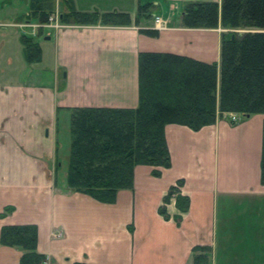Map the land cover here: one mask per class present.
<instances>
[{"label":"crops","instance_id":"crops-1","mask_svg":"<svg viewBox=\"0 0 264 264\" xmlns=\"http://www.w3.org/2000/svg\"><path fill=\"white\" fill-rule=\"evenodd\" d=\"M73 1L79 11L126 12L133 21L139 5L153 2L156 7L151 18L127 26L61 21L59 27L40 26L37 19H25L30 9L0 19V71L10 77L0 74V213L8 205L15 207L0 217V233L3 225L36 224L37 249L48 257L44 264H193V248H213L219 232L240 238L243 220L250 229L256 222L264 226L261 113L227 112L199 131L168 124L172 166L156 177L153 166L137 165L133 188L120 190L115 203L59 184L60 112L72 107L136 108L140 52H170L220 65L222 34L230 31L221 22L217 28L181 26L186 4L216 1L221 6L222 0ZM63 10L57 0V12ZM156 17L167 28L158 29ZM142 29L157 30L158 35L143 34ZM23 34L41 46V62H27ZM25 63L29 69L22 81ZM179 179L191 201L180 225L173 218L179 213L174 199L167 205L170 220L158 211ZM23 252L0 244V264H19Z\"/></svg>","mask_w":264,"mask_h":264},{"label":"trees","instance_id":"trees-1","mask_svg":"<svg viewBox=\"0 0 264 264\" xmlns=\"http://www.w3.org/2000/svg\"><path fill=\"white\" fill-rule=\"evenodd\" d=\"M60 21L76 25L127 26L140 18H151L156 4L138 7L133 21L126 12L79 11L73 0H62ZM57 0H30L26 18L48 23L56 11ZM223 28L221 61L208 63L195 58L156 51L139 53V104L136 108L72 107L71 151L67 173L68 187L112 204L123 189L134 186L137 165H150L152 174L161 176L163 168L172 166L165 128L168 124L185 125L199 131L212 125L224 113L264 114V0L195 1L183 8L181 26L186 28ZM259 30L238 32L236 30ZM43 28H39L42 34ZM156 37L157 30L142 29ZM21 41L29 63L42 61L41 46L28 35ZM261 184L264 185V124L261 155ZM182 179L172 185L158 211L166 219L172 216L167 205L172 199L179 213L173 218L180 225L183 213L190 208L184 195ZM15 207L8 205L0 213L5 217ZM39 231L36 224L3 225L0 244L23 249L19 264H44L47 255L37 249ZM213 248H193V264H209ZM81 264V263H75Z\"/></svg>","mask_w":264,"mask_h":264},{"label":"rangeland","instance_id":"rangeland-1","mask_svg":"<svg viewBox=\"0 0 264 264\" xmlns=\"http://www.w3.org/2000/svg\"><path fill=\"white\" fill-rule=\"evenodd\" d=\"M3 1L5 0H0V19L11 17L15 12H21L23 15L25 14V9H30V0H11L8 2V5H3ZM56 12L57 8L54 14H57ZM24 17L28 20L26 15ZM243 30L246 31L247 29H239L238 32L243 33ZM46 63H49L48 60H46ZM25 64L26 65L22 64L20 69L23 70V72L24 69L26 70L23 75H21L20 80L22 81L27 79L25 74L27 73V69H29V64ZM0 74L2 77L10 78L4 70H1ZM57 128L59 158H56V161H60L58 173L56 172V174L60 185H68L67 173L71 151V110L59 113ZM54 165L56 167L57 162H55ZM243 223L244 225L241 226L243 235H241L240 238L236 233L232 238H229L228 236H223L222 233L219 232L216 244L213 247L214 250L210 254L209 264H264V226L260 224V222H256L255 228L250 229L246 221L243 220ZM251 249L256 252H249ZM246 250H248V252H246Z\"/></svg>","mask_w":264,"mask_h":264},{"label":"built area","instance_id":"built-area-1","mask_svg":"<svg viewBox=\"0 0 264 264\" xmlns=\"http://www.w3.org/2000/svg\"><path fill=\"white\" fill-rule=\"evenodd\" d=\"M27 25H31V24H27ZM43 26H52V27H59L60 26V21H59V14H52L50 17H49V22L46 23V24H43ZM155 26L158 28V29H165L167 28V25H166V22H164L162 20V18L160 17H156L155 18ZM233 119H235V117H232Z\"/></svg>","mask_w":264,"mask_h":264},{"label":"water","instance_id":"water-1","mask_svg":"<svg viewBox=\"0 0 264 264\" xmlns=\"http://www.w3.org/2000/svg\"><path fill=\"white\" fill-rule=\"evenodd\" d=\"M61 17H62V15L60 16V19H61ZM236 31H238V30H236ZM253 31H259V30H246V31L243 30V32H253ZM47 38L49 39V36H47Z\"/></svg>","mask_w":264,"mask_h":264}]
</instances>
